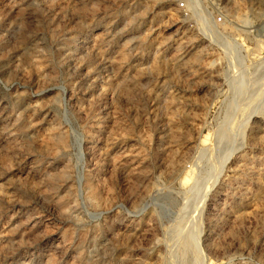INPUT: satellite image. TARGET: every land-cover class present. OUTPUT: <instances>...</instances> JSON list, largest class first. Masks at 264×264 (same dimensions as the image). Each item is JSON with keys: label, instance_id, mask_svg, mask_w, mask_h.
I'll return each mask as SVG.
<instances>
[{"label": "rangeland", "instance_id": "1", "mask_svg": "<svg viewBox=\"0 0 264 264\" xmlns=\"http://www.w3.org/2000/svg\"><path fill=\"white\" fill-rule=\"evenodd\" d=\"M0 264H264V0H0Z\"/></svg>", "mask_w": 264, "mask_h": 264}, {"label": "built area", "instance_id": "2", "mask_svg": "<svg viewBox=\"0 0 264 264\" xmlns=\"http://www.w3.org/2000/svg\"><path fill=\"white\" fill-rule=\"evenodd\" d=\"M184 7V5H182ZM223 21V18L222 17H219L218 18V22L221 23Z\"/></svg>", "mask_w": 264, "mask_h": 264}, {"label": "bare ground", "instance_id": "3", "mask_svg": "<svg viewBox=\"0 0 264 264\" xmlns=\"http://www.w3.org/2000/svg\"><path fill=\"white\" fill-rule=\"evenodd\" d=\"M189 178V177H188Z\"/></svg>", "mask_w": 264, "mask_h": 264}]
</instances>
